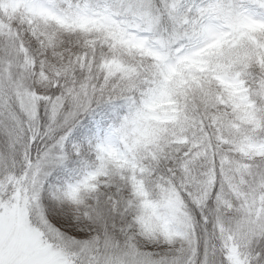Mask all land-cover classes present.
<instances>
[{"label":"snow or ice","instance_id":"1","mask_svg":"<svg viewBox=\"0 0 264 264\" xmlns=\"http://www.w3.org/2000/svg\"><path fill=\"white\" fill-rule=\"evenodd\" d=\"M0 264H264V0H0Z\"/></svg>","mask_w":264,"mask_h":264}]
</instances>
